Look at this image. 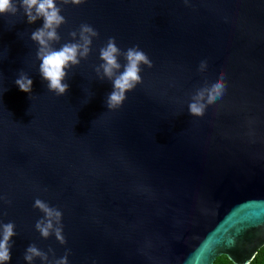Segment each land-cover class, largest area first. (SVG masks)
Listing matches in <instances>:
<instances>
[{
	"label": "water",
	"instance_id": "95a60500",
	"mask_svg": "<svg viewBox=\"0 0 264 264\" xmlns=\"http://www.w3.org/2000/svg\"><path fill=\"white\" fill-rule=\"evenodd\" d=\"M14 2L15 14H0V239L4 224L15 232L6 264H250L264 248V0H56L65 23L54 48L76 42L82 24L99 34L63 96L39 75L31 35L42 18L27 23ZM110 37L152 62L116 110L96 72ZM21 73L31 93L16 86ZM220 73L223 95L192 116V97ZM36 199L62 213L47 238Z\"/></svg>",
	"mask_w": 264,
	"mask_h": 264
},
{
	"label": "clouds",
	"instance_id": "9594fccd",
	"mask_svg": "<svg viewBox=\"0 0 264 264\" xmlns=\"http://www.w3.org/2000/svg\"><path fill=\"white\" fill-rule=\"evenodd\" d=\"M18 2L19 7L24 10L27 23L33 24L40 18L43 20V27L36 29L31 35V39L40 46L37 52V58L41 61L39 75L43 81L47 82L49 91L57 96H63L69 90V85L64 82L68 76V70L78 65L81 59L88 57L93 38L98 37L99 34L91 26L82 24L78 40H76L77 32L70 33L76 42L66 43L56 49L53 44L60 40L57 29L65 23V18L60 15L61 9L57 7L56 0H18ZM62 2L79 5L84 0H62ZM16 11H18V6L14 0H0V14H15ZM121 56L125 60L123 65L118 59ZM99 57L102 63L96 68V72L101 80L107 78L112 84V91L106 98L107 108L109 110L119 109L127 98L126 93L142 82L141 65L151 68L152 62L138 46L130 47L122 52L117 47L115 38L111 37L106 45L99 49ZM121 68H123L122 71ZM205 68L206 62H201L200 71H204ZM223 77L224 73H220L216 79L196 91L189 104V113L192 116H203L206 107L223 95L226 88ZM15 84L20 91L31 93L33 80L21 73L15 80ZM34 207L45 214L46 222L39 220L35 227L42 237L47 238L49 229L53 227L52 219L54 218L57 222L61 221L62 213L40 199L35 200ZM13 228V223L3 225L2 239H0V264H6L11 260L9 241L15 235ZM55 236L61 243H65L62 227L56 229ZM26 253L40 254L33 245L27 248ZM24 258L27 261L32 260L31 255L26 254ZM58 264H67V257L60 259Z\"/></svg>",
	"mask_w": 264,
	"mask_h": 264
},
{
	"label": "trees",
	"instance_id": "16d2710c",
	"mask_svg": "<svg viewBox=\"0 0 264 264\" xmlns=\"http://www.w3.org/2000/svg\"><path fill=\"white\" fill-rule=\"evenodd\" d=\"M214 264H233L229 259L225 256L217 258ZM250 264H264V248H262L255 259Z\"/></svg>",
	"mask_w": 264,
	"mask_h": 264
}]
</instances>
